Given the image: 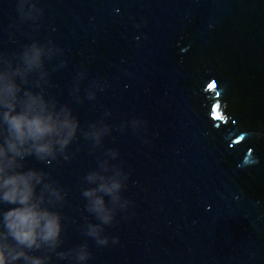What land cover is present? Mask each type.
Returning a JSON list of instances; mask_svg holds the SVG:
<instances>
[{"label": "water", "instance_id": "water-1", "mask_svg": "<svg viewBox=\"0 0 264 264\" xmlns=\"http://www.w3.org/2000/svg\"><path fill=\"white\" fill-rule=\"evenodd\" d=\"M33 44L41 67L24 64ZM0 71L79 124L55 158L20 161L61 194L58 245L30 255L264 264V0H0ZM105 161L130 202L105 196L108 224L83 196Z\"/></svg>", "mask_w": 264, "mask_h": 264}, {"label": "clouds", "instance_id": "clouds-1", "mask_svg": "<svg viewBox=\"0 0 264 264\" xmlns=\"http://www.w3.org/2000/svg\"><path fill=\"white\" fill-rule=\"evenodd\" d=\"M47 55L44 47L33 44L23 53L24 64L41 67ZM0 127L7 133L0 142V264L21 260L24 264H49V258L30 255L29 250L58 245L62 221L48 207V198H60L61 194L40 170L25 169L20 161L28 156L55 158L76 135L78 121L70 111L50 107L43 96L23 89L7 71H0ZM86 179L94 185L83 192L89 211L102 223H111L113 212L105 196L126 209L130 202L121 198L126 177L105 161L100 171ZM88 227V234L96 236L98 243H108L107 238L99 239L98 225ZM112 242L118 243V237ZM76 259L84 261L86 255Z\"/></svg>", "mask_w": 264, "mask_h": 264}]
</instances>
